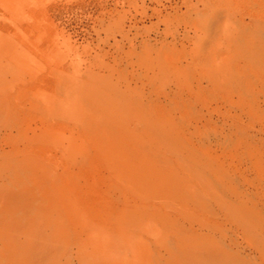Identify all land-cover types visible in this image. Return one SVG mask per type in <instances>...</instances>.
Returning <instances> with one entry per match:
<instances>
[{"label": "rangeland", "instance_id": "obj_1", "mask_svg": "<svg viewBox=\"0 0 264 264\" xmlns=\"http://www.w3.org/2000/svg\"><path fill=\"white\" fill-rule=\"evenodd\" d=\"M0 264H264V0H0Z\"/></svg>", "mask_w": 264, "mask_h": 264}]
</instances>
